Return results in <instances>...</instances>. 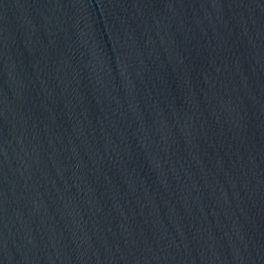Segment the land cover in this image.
Listing matches in <instances>:
<instances>
[{"label": "water", "instance_id": "obj_1", "mask_svg": "<svg viewBox=\"0 0 264 264\" xmlns=\"http://www.w3.org/2000/svg\"><path fill=\"white\" fill-rule=\"evenodd\" d=\"M0 264H264V0H0Z\"/></svg>", "mask_w": 264, "mask_h": 264}]
</instances>
